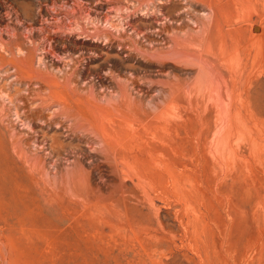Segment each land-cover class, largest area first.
Returning a JSON list of instances; mask_svg holds the SVG:
<instances>
[{"label":"rangeland","instance_id":"1","mask_svg":"<svg viewBox=\"0 0 264 264\" xmlns=\"http://www.w3.org/2000/svg\"><path fill=\"white\" fill-rule=\"evenodd\" d=\"M0 264H264V0H0Z\"/></svg>","mask_w":264,"mask_h":264},{"label":"bare ground","instance_id":"2","mask_svg":"<svg viewBox=\"0 0 264 264\" xmlns=\"http://www.w3.org/2000/svg\"><path fill=\"white\" fill-rule=\"evenodd\" d=\"M209 9L211 10V13H212V16H213V14L215 13V10H217L218 9V7L217 8H214V7H211V6H209ZM258 29V28H257ZM256 29V30H257ZM2 35V34H1ZM6 49V48H5Z\"/></svg>","mask_w":264,"mask_h":264}]
</instances>
